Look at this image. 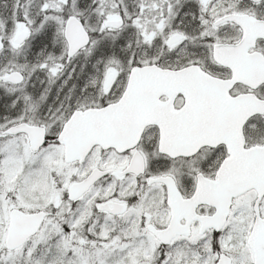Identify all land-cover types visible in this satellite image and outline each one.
Masks as SVG:
<instances>
[{"label": "snow or ice", "instance_id": "1", "mask_svg": "<svg viewBox=\"0 0 264 264\" xmlns=\"http://www.w3.org/2000/svg\"><path fill=\"white\" fill-rule=\"evenodd\" d=\"M0 264H264V0H0Z\"/></svg>", "mask_w": 264, "mask_h": 264}]
</instances>
